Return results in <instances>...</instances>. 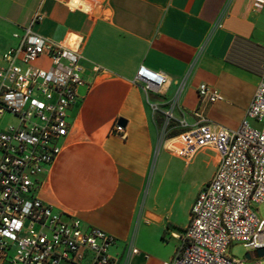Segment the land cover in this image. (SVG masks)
<instances>
[{"label":"crops","instance_id":"obj_1","mask_svg":"<svg viewBox=\"0 0 264 264\" xmlns=\"http://www.w3.org/2000/svg\"><path fill=\"white\" fill-rule=\"evenodd\" d=\"M254 2L0 0V67L3 53L19 43L13 35L37 11L45 18L34 31L81 55L85 83L68 110L62 153L41 175L38 195L80 219L85 230L111 234L116 264H164L174 256L219 161L212 148L190 161L175 150L196 124L197 110L229 129L244 121L264 73V5L257 9ZM141 66L167 77L152 97L134 83ZM202 84L223 100L202 102ZM168 112L174 125L165 138L159 123ZM121 120L124 134L118 135L113 129ZM171 150L186 166L211 156L209 175L192 196L165 186Z\"/></svg>","mask_w":264,"mask_h":264},{"label":"built area","instance_id":"obj_2","mask_svg":"<svg viewBox=\"0 0 264 264\" xmlns=\"http://www.w3.org/2000/svg\"><path fill=\"white\" fill-rule=\"evenodd\" d=\"M64 3L94 0H59ZM264 0H255L261 9ZM45 18L37 11L27 28L13 36L19 43L2 55L0 67V264H116L109 249L115 238L80 219L56 211L38 195L43 175L60 156L70 123L68 110L84 85L81 55L34 31ZM134 83L147 96L167 83L162 73L141 66ZM202 102L222 101L207 84ZM182 135L175 155L190 161L205 148L218 166L192 206L190 222L174 256L164 264H260L264 249V73L246 117L237 129L210 122L201 111ZM167 126L173 114H166ZM251 122L256 123L253 126ZM183 126L188 124L182 123ZM113 132L124 134L119 123ZM242 244L254 258L239 260L229 249ZM134 254L137 250L132 251Z\"/></svg>","mask_w":264,"mask_h":264},{"label":"rangeland","instance_id":"obj_3","mask_svg":"<svg viewBox=\"0 0 264 264\" xmlns=\"http://www.w3.org/2000/svg\"><path fill=\"white\" fill-rule=\"evenodd\" d=\"M7 120H9V122H14V119L10 116L5 119V121ZM5 121L1 120L0 126L4 127ZM167 123L168 122L164 117L160 119V128H162L163 131H166L164 132L165 138L170 136L167 134V130L174 125V122H170L169 126H167ZM251 124L256 126V123L254 122H251ZM173 146L175 149L177 144L174 143ZM211 167L212 160L209 154L202 155L199 162L186 166L182 160L174 156L171 150L166 160V174L164 177L165 186L178 191L183 198L192 196L200 183L208 177ZM258 213L261 217H264V205L260 206ZM228 252L234 258L242 260L246 258L249 251L244 248L242 244H237L229 249ZM256 261L260 262V264H264V257L259 258L256 256Z\"/></svg>","mask_w":264,"mask_h":264},{"label":"water","instance_id":"obj_4","mask_svg":"<svg viewBox=\"0 0 264 264\" xmlns=\"http://www.w3.org/2000/svg\"><path fill=\"white\" fill-rule=\"evenodd\" d=\"M120 125L124 126L125 124V121H120L119 122ZM256 256L259 257V258H263L264 257V249H260V250H257L256 252ZM254 258V255L252 252H248L247 255H246V259L249 260V261H252Z\"/></svg>","mask_w":264,"mask_h":264}]
</instances>
